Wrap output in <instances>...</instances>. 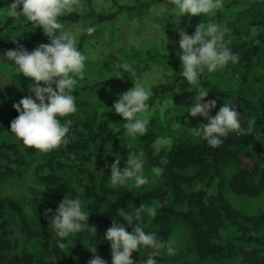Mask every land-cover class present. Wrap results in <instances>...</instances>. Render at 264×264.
<instances>
[{"label": "trees", "instance_id": "16d2710c", "mask_svg": "<svg viewBox=\"0 0 264 264\" xmlns=\"http://www.w3.org/2000/svg\"><path fill=\"white\" fill-rule=\"evenodd\" d=\"M95 1L81 0V10L73 9L59 17L63 26L75 18L83 22L82 32L75 38L78 50L87 57L84 79L78 80L70 93L76 98L77 112L59 118L61 123L72 121L69 142L47 154L26 148L11 131V122L19 115L14 105L11 120L0 121V183L22 165L34 163V177L44 187L30 216L21 199L2 193L0 185V264H88L94 255L112 264L106 231L114 219L133 231L135 222L129 225L118 209L134 212L141 205L157 209L155 218L143 214L142 226L160 241L170 240L177 221L188 228L196 256L181 264H264V210L244 211L227 195V190L249 198L264 193V8L254 4L250 9L256 5L259 10L242 30L235 10L243 9L245 0H223V7L214 16L195 17L180 15L170 0H111L109 6ZM13 2L0 0V52L18 50L21 45L31 52L40 44L50 43L43 29L35 28L23 15L7 16ZM125 14L155 25L160 40L144 36L140 43L128 42L119 47V52L96 57L94 50L98 47L92 39L119 41L120 35L109 26ZM201 22L220 25L228 47L239 60L213 73L205 68L197 85H190L181 73L179 31L194 35ZM114 27L119 30L117 24ZM89 28L94 29L92 34ZM111 28L113 31H109ZM124 64L131 72L123 70ZM155 65L160 66L163 77L147 86L151 90L148 109H154L156 103L168 105L164 111L154 110L147 134L133 140L126 137V121L113 106L131 89L134 79ZM119 75L123 79L116 77ZM41 86L46 85L41 82ZM29 87L22 89L14 104L26 96L35 99ZM198 87L209 92L205 102L217 101L210 111L218 113L227 103L238 111L245 129L254 118L253 133L231 132L221 138L224 142L217 148L194 135L192 128L202 123L188 111ZM2 101L0 86V107ZM128 144L132 145L130 150H143L151 165L163 169L158 184L143 190L109 186L115 151ZM126 166L122 157L120 167ZM65 197L82 201L89 227L60 238L45 212L52 209L49 215L54 216ZM91 226L96 227V234ZM59 243L66 247L61 250ZM152 252L142 247L140 252H133L132 259L143 264ZM154 258L157 264L166 262L163 250Z\"/></svg>", "mask_w": 264, "mask_h": 264}, {"label": "clouds", "instance_id": "9594fccd", "mask_svg": "<svg viewBox=\"0 0 264 264\" xmlns=\"http://www.w3.org/2000/svg\"><path fill=\"white\" fill-rule=\"evenodd\" d=\"M79 0H14L7 9V16L15 18L23 15L35 28L43 29L50 43L40 44L36 49L29 52L22 45L18 50H8L6 58L14 61L16 75L32 78L29 91L35 94L22 98L14 104L19 112L11 122V131L22 140L26 148H35L41 153H50L66 145L69 142L67 134L70 130L71 120L61 123L63 117L77 112L76 98L70 94L85 76V61L87 57L78 50L74 35L64 30L59 22V17L70 14ZM175 5L180 15L188 14L192 17L214 16L216 11L223 7V0H170ZM22 5V10L20 6ZM155 11V9H153ZM89 34L94 32L89 28ZM58 33V34H57ZM178 53L182 61V76L190 85H197L198 80L206 68L209 73L223 69L229 62L237 63L238 55L233 54L225 41L226 32L221 26L208 22H201L196 26L194 35L180 30ZM16 42V39H13ZM123 70L131 72L129 65L124 64ZM135 73L132 72L131 77ZM123 79V75L116 76ZM41 82L43 85L41 86ZM135 86L120 95L114 104V111L121 115L124 120L125 135L135 139L138 135L143 136L148 132V120L146 113L151 97L149 87L138 83L134 79ZM55 85V88L53 87ZM195 103L189 108L192 117L203 116L208 118L209 123L200 124L192 128L193 134L202 136L213 148L223 144V137L235 132L238 135H250L253 133L255 119L248 121V127L242 128L239 113L233 107L224 103L215 116L210 115V110L216 107V100H208L205 97L209 92L203 87L196 88ZM38 101V102H37ZM132 145L128 144L127 148ZM115 162L111 165L110 187L123 186L142 188L151 183L145 175V153L143 150L128 151L127 166L121 169L122 157L117 153ZM150 173L153 177H160L163 169L152 167ZM52 209H47L45 215L50 220V226L55 235L66 238L70 234L79 233L89 227V216L82 210V201L76 198L65 197L56 209V214L50 216ZM119 216L123 217L129 225H133V231L129 232L124 224L113 220V225L107 229L105 239L110 242L112 250V264H136L132 259L133 252H140L141 248H151L153 252L147 256L143 264H157L154 258L166 249L167 255L176 254L174 241L167 243L157 239L155 233H146L143 226V214L155 218V207H137L134 212L118 209ZM96 234L97 229L91 226ZM58 247L63 250L66 245L59 243ZM94 253V252H93ZM88 264H107L99 255H94Z\"/></svg>", "mask_w": 264, "mask_h": 264}, {"label": "rangeland", "instance_id": "374dc122", "mask_svg": "<svg viewBox=\"0 0 264 264\" xmlns=\"http://www.w3.org/2000/svg\"><path fill=\"white\" fill-rule=\"evenodd\" d=\"M98 4L109 6L111 0H96ZM247 3L243 9L235 10L239 14L238 26L240 29L245 30L249 26V22L252 19V16L255 12L259 10L256 8V5L252 8L254 4H260V8H264V0H245L243 2ZM82 2L79 0V3L74 6V9L81 10ZM250 9V10H249ZM257 10V11H256ZM126 15V14H125ZM141 18V17H140ZM149 21L137 19V17H130L127 15L120 16L118 22H111L110 27H113L115 35H120V40L110 43L104 40V38L98 37L93 38L92 42L98 48L94 50L96 57L108 53L119 52V47L128 42L140 43L144 36H152L156 41H159L161 38L160 32L158 31L155 25L149 24ZM83 22L80 19H73L69 24L64 26V30L70 34L78 37L82 32L80 26ZM117 24L119 30L117 31L114 25ZM112 30L109 29V31ZM113 31V30H112ZM112 41V39H111ZM0 52V86L3 91V101L0 107V121L11 120L12 108L17 99L21 96L22 89L25 86L31 85L34 83L32 78L24 77L21 75H16V66L14 61H8L6 58V52ZM95 58V57H94ZM162 71L160 66L155 65L153 68L147 70L142 77L135 79L138 83H141L145 86L150 85L152 82H156L162 79ZM135 86L131 85V88ZM195 103V97L191 98V106ZM168 103H156L154 109H148L146 115L147 120H149L150 115L154 110H165ZM217 113L210 111L211 116H215ZM198 122L202 124L209 123L208 118L203 116L194 117ZM181 121H179L176 127L180 126ZM128 151H134L127 148H119L115 151V154H119L123 157L126 162L128 158ZM138 152V151H137ZM35 164L29 163L22 165L17 172L10 173L5 175L1 179V190L2 193L14 194L18 196L21 201L25 204L26 210L30 216L34 214V202L36 197H38L44 187L37 183L35 175ZM154 167L151 165L145 155V175L149 177L151 183L143 186L142 188H137L139 190L150 188L158 184L161 180L160 177H153L150 173L151 168ZM227 195L230 197L232 202L240 209L248 212L264 210V193L261 195L249 198L245 196L238 195L231 190H227ZM174 232L170 238L171 241H174V247L176 249V254L173 256L167 255L166 249L163 250L166 262L165 264H181L182 261L196 256V246L191 239L188 228L184 223L177 221L175 223Z\"/></svg>", "mask_w": 264, "mask_h": 264}]
</instances>
